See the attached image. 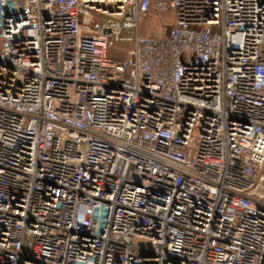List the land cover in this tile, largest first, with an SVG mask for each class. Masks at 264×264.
<instances>
[{
	"label": "built area",
	"instance_id": "built-area-1",
	"mask_svg": "<svg viewBox=\"0 0 264 264\" xmlns=\"http://www.w3.org/2000/svg\"><path fill=\"white\" fill-rule=\"evenodd\" d=\"M0 264H264V0H0Z\"/></svg>",
	"mask_w": 264,
	"mask_h": 264
},
{
	"label": "rangeland",
	"instance_id": "rangeland-1",
	"mask_svg": "<svg viewBox=\"0 0 264 264\" xmlns=\"http://www.w3.org/2000/svg\"><path fill=\"white\" fill-rule=\"evenodd\" d=\"M150 23H144V24H142V30L144 31V34L146 33V31L149 29V26L150 25H155V27H159V25H160V21L159 20H156V21H154V18H151L150 19V21H149ZM124 47V46H123ZM120 52V51H119ZM113 54H115L116 56H118V57H122V54H119L118 53V51L116 50L115 52H113ZM124 56V55H123ZM125 57V56H124ZM139 244L140 245H145L146 243L144 242V241H140L139 242Z\"/></svg>",
	"mask_w": 264,
	"mask_h": 264
},
{
	"label": "trees",
	"instance_id": "trees-1",
	"mask_svg": "<svg viewBox=\"0 0 264 264\" xmlns=\"http://www.w3.org/2000/svg\"><path fill=\"white\" fill-rule=\"evenodd\" d=\"M115 51H116V50H112V51L110 52V55H111L112 57H114V58H119V59L124 58V56H125L124 53L119 52V51L117 50L119 54H122V57L120 58V57L116 56L115 54H113V52H115ZM123 55H124V56H123Z\"/></svg>",
	"mask_w": 264,
	"mask_h": 264
}]
</instances>
